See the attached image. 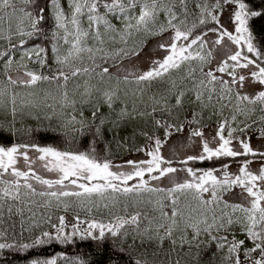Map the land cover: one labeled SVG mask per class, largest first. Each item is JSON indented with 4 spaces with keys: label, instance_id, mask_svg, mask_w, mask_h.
Wrapping results in <instances>:
<instances>
[{
    "label": "snow or ice",
    "instance_id": "1",
    "mask_svg": "<svg viewBox=\"0 0 264 264\" xmlns=\"http://www.w3.org/2000/svg\"><path fill=\"white\" fill-rule=\"evenodd\" d=\"M226 12L231 30L222 23ZM257 18L264 19V2L0 0V137L13 141L0 142V252L92 241L117 264H264V40L252 27ZM166 35L153 50L163 55L138 67L148 39ZM33 40L40 43L26 47ZM81 79L70 93L69 82ZM45 82L60 91L41 100ZM213 118L214 134H206ZM137 120L151 130L121 137ZM186 131L179 148L193 154L166 157L165 146ZM35 133L69 145L87 140L88 148L41 145ZM106 134L143 158L114 163L107 143L101 156L97 145ZM236 188L242 203L225 198ZM29 264L93 262L61 252Z\"/></svg>",
    "mask_w": 264,
    "mask_h": 264
},
{
    "label": "trees",
    "instance_id": "2",
    "mask_svg": "<svg viewBox=\"0 0 264 264\" xmlns=\"http://www.w3.org/2000/svg\"><path fill=\"white\" fill-rule=\"evenodd\" d=\"M250 4L253 7H259L260 4L262 2H264V0H249ZM252 23V27L254 30V33L257 36L258 40H264V19H255L254 21L251 22ZM6 27V25H5ZM155 38H149L147 41V45L153 41ZM15 42V41H14ZM36 43H40V41L38 40H33L30 41L28 45H26V47H32L33 44ZM44 45L50 50L51 48V43H49L48 41L44 42ZM146 45V46H147ZM146 48V47H145ZM21 52L23 51V49L20 50ZM19 55V54H18ZM17 55V58H18ZM50 55V52H49ZM49 64L52 65V67H55L54 64H52V61L49 60ZM29 68L34 69V70H40L39 66L36 64H32L29 63ZM44 74L45 75H50L51 73L48 71V69H43ZM82 84L83 83V79L79 80V81H70L68 84V89L69 92L71 93V91L74 89L75 84ZM124 85H121V88H124ZM129 89L134 88L135 85H128L127 86ZM38 90L40 92V99L43 100L44 99V93L45 92H50L53 96L58 95V90L56 88L55 84H48V83H43L38 87ZM49 103L51 102V99H49L48 101ZM103 111L105 113H107V109H103ZM88 114V111L86 110V115ZM227 115V113H225ZM41 115H43V113H41ZM20 118L18 117V120ZM24 123L29 126V127H37V121L35 120H25ZM43 125H47V121L44 120ZM209 123V127L211 126H215V118H213L212 121H208ZM140 127H144L146 131H150L151 130V126L147 125L145 126L143 124V121L137 120V121H133L131 122V124H129V126L127 128H125L124 130L121 131L120 135L121 137H127L131 134L133 128H137L139 129ZM208 127V128H209ZM255 138V137H254ZM33 139L35 140V142L41 144V145H53V146H57L61 149H67V150H72V151H76V150H80V151H84L88 148V141L87 140H83L80 141L79 143H75V144H65L62 140V138L58 137V136H54L51 134H44V133H35L33 136ZM0 142L5 143V144H10L12 141V138L9 137H0ZM144 138L141 136H137L136 138V143L138 144H142L144 143ZM105 143L108 144L109 149H110V156L109 158L114 162H120L125 160L128 157H131L133 155H135V153L132 154H128L125 153L123 150L119 149L115 143V141L113 140V137L111 134H106L105 137V142L104 143H100L97 145V152L101 155L104 156L105 155ZM235 164V163H233ZM197 167H210V164H197ZM226 199L227 196L225 197ZM229 200V199H228ZM231 202V201H230ZM233 203V202H232ZM102 212H104V214L106 215L105 210L101 209ZM81 215L83 216V213H81ZM95 215H97V217L99 218L100 214L99 213H95ZM69 218H71V214H69ZM63 252L64 254L70 256V257H76V256H86L87 259L91 262H93V264H117V258L112 259L110 262L108 261V256L109 253L108 251H105L103 255L100 254L99 249L96 248V246L94 245V243L92 241H84V242H79L76 245H52V246H45L41 249H37V250H31L27 253H18V252H14L11 250H5L3 252H0V264H29V261L32 258H35L36 256H40V257H51L52 255L56 254V253H61ZM204 260H207V257H204Z\"/></svg>",
    "mask_w": 264,
    "mask_h": 264
},
{
    "label": "rangeland",
    "instance_id": "3",
    "mask_svg": "<svg viewBox=\"0 0 264 264\" xmlns=\"http://www.w3.org/2000/svg\"><path fill=\"white\" fill-rule=\"evenodd\" d=\"M222 23H224L225 27H228L229 30H231V25L228 22V13L226 12L223 17H222ZM210 38L214 39L215 37L212 36V34H210ZM161 39H167V35L163 38H155L153 41H151L145 48L144 53L142 54V62L138 63V67H140L142 70H146L148 67V63H147V59L148 58H152V57H160L163 55L162 52H155L154 53V49L156 48V45L158 43L159 40ZM223 51L224 50H218L217 52V60H219L220 58H222L223 56ZM214 130H215V126H211L209 128H207L206 134H214ZM187 136V131L184 133L183 136H179V137H173L172 140L169 142L168 145L165 146L164 148V155L170 159H180L182 158L185 154H193L191 149L186 150H180L179 146L180 144L186 143L185 137ZM253 145L254 147H260L261 146V142L257 141L255 138H253ZM175 146L178 149V154L174 155L172 152V147ZM143 158L142 154H135L131 157L126 158L127 159H141ZM123 160V161H125ZM123 161L120 162H116L117 164L119 163H123ZM239 165L238 164H232L231 166V171L232 172H236L238 170ZM259 165L258 164H254L252 165L253 170H255L256 168H258ZM46 176H52L53 174H49V173H43ZM177 179L179 180H183L184 179V173L181 172L177 175ZM164 185H169V181L167 179H165L163 181ZM227 198L229 199V201L233 202V203H242L244 202L243 197L241 196V190L239 188L234 189L228 196Z\"/></svg>",
    "mask_w": 264,
    "mask_h": 264
}]
</instances>
